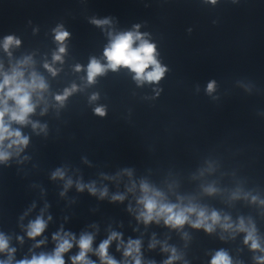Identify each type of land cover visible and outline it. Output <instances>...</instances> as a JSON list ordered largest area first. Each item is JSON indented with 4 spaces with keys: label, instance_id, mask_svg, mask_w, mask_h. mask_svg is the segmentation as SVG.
Here are the masks:
<instances>
[{
    "label": "clouds",
    "instance_id": "obj_1",
    "mask_svg": "<svg viewBox=\"0 0 264 264\" xmlns=\"http://www.w3.org/2000/svg\"><path fill=\"white\" fill-rule=\"evenodd\" d=\"M214 4L216 0H211ZM91 23L98 27L109 25V19H92ZM139 25H135L136 31L123 32L113 35L109 32L110 43L104 50V57L107 64H101L96 58H92L87 66V82L93 84L96 77L103 75L107 70L116 71L119 68H127L135 73L134 79L138 84L158 83L168 70L162 66L157 59L156 45L150 43L144 38L146 34H141L138 29ZM55 40L59 47L53 53L52 63L63 62V54L66 52L65 41L69 38L70 33L65 31L62 26L54 29ZM139 42L136 44V42ZM21 41L14 36H6L3 40L2 47L4 51L11 57L10 49L13 46L18 47ZM134 44L136 46L134 47ZM33 64L31 56H27L11 66L10 71L5 72L3 65L0 64V163H6L14 154L19 155L29 143V138L22 134L19 128H13L12 124L25 126L31 124L33 130L39 129L45 131L46 126L40 125L38 122L30 120V116L35 113L37 106L46 101L44 93L48 89V84L45 79L36 71H31L26 77L25 72ZM44 67L53 75L57 74V69L52 65L45 63ZM151 67V70H148ZM75 70L81 71V66L76 65ZM216 87V82L211 81L207 85V92L211 94ZM77 91V85L73 84L71 88H66L62 95H56L55 100L60 106H63L64 101L73 92ZM98 99L96 94L91 97L92 101ZM47 111V106L41 111L43 115ZM95 114L99 116L106 115V110L103 106L94 109ZM126 174L131 177L130 170H125ZM65 172L62 169H57L53 174V179H64ZM73 181L69 178L65 183V189L71 187ZM136 184L132 183L127 189L128 192L136 191ZM78 191H84L85 188L92 195L99 194L101 199L108 195L107 188L98 190L95 184L76 183ZM140 195L137 198L136 210L129 207L130 212H135V218L138 222H142L145 226L155 222L163 224L166 227L175 230H182L185 225L194 229H203L206 233L211 234L219 227L224 232H229L235 236L236 233H244V244L247 245L254 253L259 252L261 255L254 256L256 264H264V246L261 244V239L257 235V230L254 223L249 219L247 223L243 217L238 219V222L233 223L230 216H221L216 210H211L205 206L194 203L191 199L184 203L183 197H178L177 203H171L167 200L165 194L154 187L150 186L146 181H141L139 184ZM204 192L208 195H213L217 192L214 186H207ZM64 193H61L63 195ZM249 194H244L247 199ZM241 198V192L237 190L232 194V199ZM125 196L116 194L111 197L112 202H123ZM257 196H252L251 201L256 203ZM261 205H264V200H259ZM27 214V213H26ZM51 220V216L48 217ZM47 227V221L43 218V210L40 216L34 221H30L27 226V236L30 239H35L43 234ZM94 234L81 233L79 239L71 232H65L63 229L53 234L52 239L56 246L52 253H40L32 255L31 259H21L15 264H65L64 254L68 253L74 245L79 248V252L71 256V264H96V261L89 258V253L99 258L100 264H144L142 259V242L140 239L129 238L125 242L122 238V233L111 231L106 239L100 242L98 247L93 248ZM184 238L187 239V233H184ZM23 243L22 237H17ZM223 239V237H221ZM116 242V250L121 251L123 259L118 261L109 253V247L113 242ZM45 240H40L34 247H39L44 244ZM157 244H161V251L168 253V258L163 261V264H175V262L183 259L182 254L175 247L169 246L166 242L161 243L153 236L149 243V249H155ZM15 248L9 247V238L0 233V253H6L7 259L0 260V264H13V254ZM148 264H155L154 261H149ZM209 264H233V260L227 251L221 249L215 252Z\"/></svg>",
    "mask_w": 264,
    "mask_h": 264
}]
</instances>
